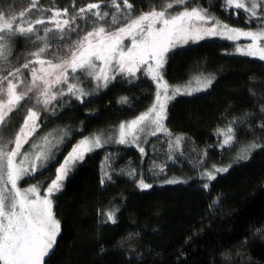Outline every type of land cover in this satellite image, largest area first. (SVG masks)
<instances>
[{"label":"trees","instance_id":"trees-1","mask_svg":"<svg viewBox=\"0 0 264 264\" xmlns=\"http://www.w3.org/2000/svg\"><path fill=\"white\" fill-rule=\"evenodd\" d=\"M199 1L205 6L212 2L217 5L211 6L212 12L228 18L221 0ZM94 2L39 0L38 7L68 8L71 14L74 7ZM130 2L137 16L166 0ZM102 9L111 11L104 5ZM42 15L49 17L51 12ZM32 46L20 39L12 46L11 57ZM231 47L230 42L211 39L167 56L163 75L170 85L184 84L199 74L213 78L207 91L176 98L168 106L164 125L172 140L183 138L178 152L168 150V140L156 138L146 143L143 156L137 148L112 144L89 153L53 198L61 232L46 264H140L141 259L142 264H264V231L257 232L264 229V147L246 161L235 159L247 144L264 145V130L259 128L264 123L260 113L264 104L250 95L252 78L261 82L252 85L257 92L264 88V62L232 55ZM154 89L147 79L114 82L84 103L71 100L45 114L37 136L54 129L70 130L69 145L95 133L109 132L114 137L120 123L148 104ZM246 113L251 115L245 118ZM234 119L243 121L237 125L236 142L230 149H221L223 137L217 130ZM230 164L210 189H203L202 172ZM105 169L112 179L102 185ZM132 170L135 177L126 174ZM142 176L152 188L139 189ZM168 180L183 182L169 184ZM217 197L221 202L209 211ZM110 210L116 213V223L106 221Z\"/></svg>","mask_w":264,"mask_h":264},{"label":"snow or ice","instance_id":"snow-or-ice-1","mask_svg":"<svg viewBox=\"0 0 264 264\" xmlns=\"http://www.w3.org/2000/svg\"><path fill=\"white\" fill-rule=\"evenodd\" d=\"M188 2L166 0L159 8L152 7L137 16H133L130 0H122V4L118 0H97L74 7L71 14L68 8H40L39 0L0 3V65H7L13 54L12 46L20 39L33 45L40 42L37 50L30 53L34 59H26L23 64L11 68L0 67V264H46L61 232L60 222L54 216L53 198L63 190L73 171L86 161V155L114 142L136 146L143 156L142 135L156 136L161 132L170 135L164 125L169 104L180 95L192 96L213 85L212 78L199 74L183 88L171 87L163 76L169 54L209 37L229 40L243 37L250 43L244 47L237 45L235 52L264 61V0H222L223 8L229 14L236 10L237 14L245 15L246 23L259 21L256 31L229 27L203 7L188 8ZM102 5L111 11L103 10ZM17 6L22 10L17 12ZM176 6H183V10L170 11ZM33 11L41 15L32 19L29 14ZM46 11H50L51 16L44 17L42 13ZM40 31L43 35L38 34ZM73 35L75 39H72ZM142 69L156 88L155 100L147 111L131 121L122 122L114 137L93 134L81 139L64 156L50 182L41 181L27 188L19 186L21 181L34 179L37 174L49 170L56 162L61 146L71 139L69 132L59 130L30 143L39 128L41 110L54 113V102L65 96L84 103L93 93L107 88L117 76L132 78ZM260 83L255 78L250 80V95L264 104V88L257 92L252 87ZM86 84L93 87H85ZM33 100V106L27 108L23 123L16 130L12 117L21 114L23 102ZM260 113L264 115V107ZM249 115L246 113L245 118ZM242 123V120L234 119L226 128L217 130V135L223 137L218 145L221 149L234 146L237 125ZM259 128L264 130V123ZM182 139L176 137L170 143V149H178ZM25 145L30 147L25 150ZM262 147L264 145L255 142L243 146L236 162L250 159L251 154ZM231 167V164L223 168L213 166L202 172L201 178L206 181L203 189H210L211 182ZM159 171L164 169L161 167ZM126 174L137 175L135 170ZM111 179L105 169L101 184ZM182 182L167 181L169 184ZM44 184H47L46 188ZM138 187L147 190L153 185L145 183L142 176ZM220 202L221 198L217 197L209 205V211ZM115 215V211H108L106 221L116 223ZM261 231L264 229H257V232Z\"/></svg>","mask_w":264,"mask_h":264},{"label":"rangeland","instance_id":"rangeland-1","mask_svg":"<svg viewBox=\"0 0 264 264\" xmlns=\"http://www.w3.org/2000/svg\"><path fill=\"white\" fill-rule=\"evenodd\" d=\"M221 2H222V0H221ZM212 3V2H211ZM211 3H209V4H207L206 6L205 5H202L201 4V2L199 1V0H189V2H188V4H187V7L188 8H192V7H197V6H200V7H203V8H205V9H207L208 11H209V14L210 15H212V16H214L217 20H219L220 22H222L223 24H227L229 27H232V28H237V29H241V30H245V31H256V30H258V28H259V21H253L252 23H246V18H245V15L241 12L240 14H237V11L236 10H234L231 14H229L226 10L224 11L225 12V14H226V16L228 17V18H226V19H222V18H220V17H218L216 14H214L213 12H212V7L211 6H213V8H216V6L217 5H212ZM221 8H223V5H222V7ZM180 10H183V6H176L175 8H173V9H171L170 11H172L173 13H175V12H177V11H180ZM223 10H224V8H223ZM17 12H19V11H17ZM30 16H31V18L32 19H36L37 18V15L35 14V13H30L29 14ZM40 28V27H39ZM38 34H40V35H43V32L42 31H40ZM76 37H73L72 39H75ZM211 39H217V40H224V41H226V42H230L231 44H232V47H231V51H230V53L232 54V55H238V56H244V55H241V54H239V53H236L235 52V49H236V47H237V45H239V46H241V47H244L246 44H248V43H250V41L248 40V39H246V38H243V37H241L239 40H229V39H227V38H222V37H220V36H216V37H209V38H206V39H204V40H202V41H206V40H211ZM202 41H200V42H202ZM200 42H198V43H200ZM39 41H37L36 42V45H33L32 46V48L30 49V50H27L25 53H23V54H21V55H17V56H15V57H9V59H8V63H7V65H0V67H7V68H11V67H15V66H19V65H21V64H23L24 62H25V60L26 59H34L31 55H30V53H32V52H34V51H36L37 50V47L39 46ZM127 43H130V41H128ZM198 43H195V44H189V45H186V46H183V47H180V48H185V47H190V46H193V45H196V44H198ZM179 49V48H178ZM246 57H248V56H246ZM251 58H253V57H251ZM255 59H257V58H255ZM262 62H264V61H262ZM37 67H38V65H37ZM145 68H146V66H145ZM164 70V69H163ZM24 72H25V76H28V72H27V70H24ZM4 74H6V73H4ZM204 75V74H203ZM164 76V75H163ZM196 76V75H195ZM204 76H206V77H210V76H207V75H204ZM30 78V77H29ZM210 78H212V77H210ZM138 79H147V80H150L151 82H152V80H151V78L150 77H148L146 74H145V70L144 69H142L141 71H138L137 72V74H136V76L135 77H132V78H128V77H123V76H117V78L112 82V83H114V82H117V81H126V82H135V81H137ZM165 79V78H164ZM193 79V77L191 78V79H189L186 83H184V84H180V85H170L171 87H181V88H183L185 85H187L188 84V82L190 81V80H192ZM213 79V78H212ZM166 81V80H165ZM112 83H110V84H112ZM153 83V82H152ZM153 85H154V87H155V84L153 83ZM193 86H195V84L193 85ZM61 87H64L63 85L61 86ZM102 90H104V89H100L99 91H97V92H101ZM207 91V90H206ZM155 92H156V88L154 89V93H153V95H152V97L150 98V101L148 102V104L134 117V118H136L137 116H139L140 114H142V113H144L145 111H147L149 108H150V106L153 104V102H154V100H155ZM203 92H205V91H203ZM199 93H202V92H198V93H195L194 95H196V94H199ZM193 96V95H192ZM179 97H190V96H187V95H180V96H178L177 98H179ZM71 100H74L75 102L77 101V100H75L74 98H72V97H68V96H65V97H63L61 100H58V101H56V102H54L55 103V108H62V106H63V104H66V103H68V102H70ZM33 103H34V100L32 101V102H27V101H25V102H23V107H22V112H21V114L20 115H14L13 117H12V120H13V122H14V124H15V126H16V130H18V128H19V126L23 123V116L24 115H26V111H27V108L28 107H32L33 106ZM50 108H51V106H50ZM52 111H48V112H45V111H43V110H41L40 111V120L43 118V116L45 115V114H49V113H51ZM134 118H132V119H130V120H127V121H124V122H128V121H131V120H133ZM40 120L38 121V123H39V128H40V125H41V123H40ZM165 122V121H164ZM121 124V123H120ZM119 124V125H120ZM118 125V126H119ZM118 126H117V128H116V131H115V134L117 133V130H118ZM39 128H38V130H39ZM37 130V131H38ZM59 130H61V129H54V130H50V131H47V133H45V134H43V135H41V136H37V132L35 133V135H34V137L32 138V140L30 141V143H35V142H38V141H40L41 140V138L43 137V136H45L46 134H48V133H56V132H58ZM64 130H66V129H64ZM67 132H69L70 133V135H72L71 134V132H70V130H66ZM95 134H99V133H95ZM93 135V134H92ZM92 135H90V136H92ZM105 138H107L108 136H112L111 134H109V132H105L104 134H102ZM90 136H88V137H90ZM115 136V135H114ZM156 138H163V139H165V140H168V146L170 145V143H173L175 140H172V138L169 136V135H166V134H164L163 132H161V133H158L156 136H143L142 135V138H141V141H140V146H142V147H144L145 148V145H146V143L149 141V140H151V139H156ZM71 141V139H69V140H67V142L65 143V144H63L62 146H61V150H60V152H59V154L57 155V159H56V162L53 164V165H51V167H50V169L49 170H45L44 172H43V174H37V176L34 178V179H27L26 181H21L20 183H19V186L21 187V188H27V187H29L30 185H34V184H38L39 182H41V181H48V182H50V179L51 178H54V175H55V170H56V168L59 166V163L60 162H62L63 161V159H64V156H66L67 155V153L69 152V151H71V148L74 146V145H76L79 141H77L76 143H74V144H71V145H69V142ZM114 145V146H117V147H134V148H137L136 146H125V145H118V144H116V143H114V142H109V143H106L102 148H99V149H103V148H106V146L107 145ZM30 147V145H25V150L26 149H28ZM99 149H96V150H99ZM138 149V148H137ZM179 149V148H178ZM178 149H176V148H172V149H170V147H168V150L170 151V152H178ZM88 155V154H87ZM86 155V156H87ZM43 187L44 188H46L47 187V184H44L43 185Z\"/></svg>","mask_w":264,"mask_h":264}]
</instances>
